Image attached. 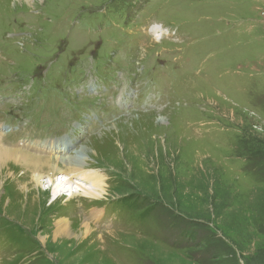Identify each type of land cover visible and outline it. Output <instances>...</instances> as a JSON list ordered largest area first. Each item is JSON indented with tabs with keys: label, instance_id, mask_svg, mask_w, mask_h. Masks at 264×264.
Listing matches in <instances>:
<instances>
[{
	"label": "rangeland",
	"instance_id": "obj_1",
	"mask_svg": "<svg viewBox=\"0 0 264 264\" xmlns=\"http://www.w3.org/2000/svg\"><path fill=\"white\" fill-rule=\"evenodd\" d=\"M151 24L169 37H147ZM91 78L106 92L79 95ZM126 92L122 117L105 102ZM90 117L103 125L70 134ZM0 124H23L27 141L70 134L104 177L102 201L120 204L119 226L82 241L79 200L95 201L6 165L0 244L41 246L21 264H264V0H0ZM61 219L72 233L55 240Z\"/></svg>",
	"mask_w": 264,
	"mask_h": 264
},
{
	"label": "bare ground",
	"instance_id": "obj_2",
	"mask_svg": "<svg viewBox=\"0 0 264 264\" xmlns=\"http://www.w3.org/2000/svg\"><path fill=\"white\" fill-rule=\"evenodd\" d=\"M151 33H154V39H155V41L158 42L160 40L159 37H161L162 32L157 30V29L156 30L151 29ZM158 119L160 121V118H158ZM3 130H4V128L2 126H0V139H1V133ZM67 142L68 141H66L65 138H60V139L50 140L49 142H47L45 144L30 143V146H33L36 149H41V147L44 146L43 149L47 153L62 155L64 153H66V151L68 149V143ZM0 147L2 148L3 144L0 143ZM80 147H82V146H79V148ZM1 148H0V175L6 174V172H7L6 165H12V164L16 165L18 162L19 163L21 162V163L26 164L25 165L26 167H30L32 165L34 170L32 172L31 178L34 180V182L36 184V187H37L36 189L41 188L42 179L47 177L49 179L48 182H50L51 184L54 182V180L56 182V185L53 188L56 196L67 192L68 198L74 197V196L81 193V195H83L85 197H93V198L98 197V199H101V198H103V195L105 194V185H104L105 183H104V180L102 179V177L99 174H97V172H95V171H87V170L83 169V165H82L83 164V157H85V155L87 153L85 154L81 149H80L81 152L76 153V155L70 156L67 159L57 157L53 161L51 159L45 160V161H38V160H34V159L30 160L29 156L26 157V156H24V154L22 155V153L20 151L19 152L9 151V150H5L3 148L1 149ZM61 164L62 165L68 164V165L59 166ZM70 164H71V167L74 168V170L70 169V167H69ZM41 166L47 167V172L50 174H46L47 172L40 171ZM61 167H64V168L62 169ZM68 172H71L70 178L69 177L68 178L62 177V175H67ZM54 175H56L57 177L58 176H60V177L59 178L56 177L54 179V177H55ZM29 176H30V174H29ZM77 177L80 178V180L71 181L72 178L77 179ZM30 182H31V180H30ZM15 191H17V190H15ZM23 191H24V189H23ZM30 191L31 190H27L24 192V194H27ZM52 193H54V192H52ZM56 196L55 197L53 196L54 197V199L52 198L53 202L55 200H57ZM31 197H34V196H31ZM78 226H79V228H82L79 231V233L81 234L80 237H81L82 241H86L87 235L89 233L94 234V231L89 227V225H87V223L85 221H84V223H78ZM54 227H55V229L53 230L52 236L55 240L62 239L65 236L70 235L72 233V230L70 228L71 225L69 224V222L67 220H62V219L59 220V222H56ZM39 240H40V243H42L43 245H46V242H45L46 238H41Z\"/></svg>",
	"mask_w": 264,
	"mask_h": 264
}]
</instances>
